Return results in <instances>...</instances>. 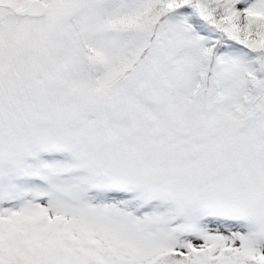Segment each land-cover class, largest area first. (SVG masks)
Returning a JSON list of instances; mask_svg holds the SVG:
<instances>
[{
	"label": "snow or ice",
	"instance_id": "obj_1",
	"mask_svg": "<svg viewBox=\"0 0 264 264\" xmlns=\"http://www.w3.org/2000/svg\"><path fill=\"white\" fill-rule=\"evenodd\" d=\"M0 264H264V0H0Z\"/></svg>",
	"mask_w": 264,
	"mask_h": 264
}]
</instances>
